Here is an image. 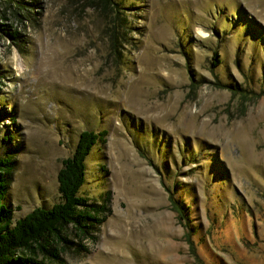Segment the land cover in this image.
Listing matches in <instances>:
<instances>
[{
  "label": "rangeland",
  "instance_id": "obj_1",
  "mask_svg": "<svg viewBox=\"0 0 264 264\" xmlns=\"http://www.w3.org/2000/svg\"><path fill=\"white\" fill-rule=\"evenodd\" d=\"M261 90L264 0H0L13 217L58 200L78 132L104 129L79 191L110 211L62 227V264H264Z\"/></svg>",
  "mask_w": 264,
  "mask_h": 264
},
{
  "label": "trees",
  "instance_id": "obj_2",
  "mask_svg": "<svg viewBox=\"0 0 264 264\" xmlns=\"http://www.w3.org/2000/svg\"><path fill=\"white\" fill-rule=\"evenodd\" d=\"M210 63H219L215 52L212 53ZM229 86L232 92L235 87L240 88L235 84ZM240 91L242 94L245 91L252 92L243 86ZM260 93H264V90ZM104 133V129H81L71 152L61 159L56 172L59 199L49 206L35 205L17 218L13 217L14 209L7 201V177L11 161L9 156L0 155V264H62L60 249L56 246L60 240L66 239L62 227L70 224L78 234L103 221L105 214L110 211L107 205L104 202H90L79 189L85 180V157L91 146L97 140L103 139ZM10 137L11 135L6 133L0 138ZM168 195L178 218L185 219L183 225L187 229L185 233L188 238L193 226L188 224L189 219L184 213L181 201L174 198L170 191Z\"/></svg>",
  "mask_w": 264,
  "mask_h": 264
}]
</instances>
